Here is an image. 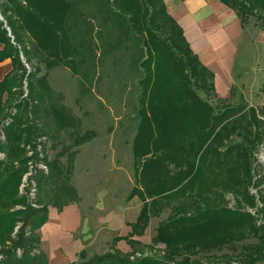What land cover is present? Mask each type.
I'll list each match as a JSON object with an SVG mask.
<instances>
[{
	"label": "rangeland",
	"instance_id": "374dc122",
	"mask_svg": "<svg viewBox=\"0 0 264 264\" xmlns=\"http://www.w3.org/2000/svg\"><path fill=\"white\" fill-rule=\"evenodd\" d=\"M137 1L118 0L117 5L113 6L112 0H61L63 4L71 6V11H66L64 17L68 39H33L29 33L23 37L31 61L30 64L25 63L19 52L25 73L22 74L19 95L14 101L18 103L27 100V76L34 69H39L33 82L35 92L42 98L43 109L39 121L42 136L34 138L32 146L25 147L29 160L18 188L19 194H26L28 181L25 179L35 162L31 159L37 154L40 143H44L43 158L47 161V171L52 173L48 187L51 189L55 186V192L64 188L73 190L76 202L83 201L86 215L92 217L95 223L108 212L118 214L129 228L135 224L143 206L138 197V192L143 193V184L147 185L153 179L157 184L167 182L181 167L185 168L189 161L185 147H182L183 150L174 155L179 167L173 170L170 165L168 175L162 173L158 178L157 172L148 177L152 170L144 171L143 163L154 157L149 154L137 160L134 153L135 150L143 154L146 152L139 140L142 137L138 116L141 107H144L152 135L159 137L160 133L162 142L168 146L174 134L185 130L184 124L180 126L185 117L183 110H180V115L173 122L179 124L177 129L170 130L168 126L160 129L158 123L169 115L172 109L170 103H174L183 88L194 92L197 98L206 102L214 115L225 113L227 117L239 118V135L234 133L231 140L223 141L225 147L230 145L229 141L248 145L254 139L257 127L249 121L250 111H254L257 120L264 124V116L260 113L264 106V43L256 40L254 48L249 46L248 61L243 68L245 71L239 68V81L231 95L220 101L209 94L207 87L206 93L199 90V87L193 88L194 66H191L192 74L189 69L183 72L171 69L167 60L169 55L164 50L172 47V53L181 54L175 49V44L179 42L177 39L167 42L169 36L174 34L167 19V0H163L164 16L158 19V24L151 25L147 21L151 9L143 12L145 6L139 8L140 3ZM56 10L57 13L64 12L60 7ZM255 23V20L249 19L245 32L248 40L253 42L256 37L263 39ZM157 25L165 30L160 33L156 29ZM147 26L158 40H153L149 35ZM156 41H163L165 46H158ZM11 44L15 46L13 42ZM0 64H7L1 66V74L8 69L7 74L11 71L9 59ZM145 77L146 83L141 84ZM142 91L145 92V98L140 103ZM230 108L236 113L230 114ZM15 112L10 108L9 113ZM261 133L264 135V131ZM86 134H90L89 140L79 144L78 139ZM0 142H4L2 132ZM178 144L175 140L171 147ZM219 147L224 151L222 144ZM252 147L255 163L261 166L264 173L262 144L256 143ZM3 160L4 154L0 153V161ZM205 166L202 170L203 183L208 182ZM233 178L226 179L232 184L236 176ZM238 180L241 181V188L245 186L243 175L238 174ZM245 187L248 188V185ZM262 190L264 185L256 188L251 184L248 193L254 198L255 207H244L241 210L261 218L258 212L264 208V192L259 193ZM225 200L228 208L234 210V197L227 194ZM145 201L150 202L147 199ZM188 202L185 198L173 200L161 207L156 205L147 214L146 227L138 241V255L131 257V261L135 258L163 260V246L152 243L157 229L174 217L171 210L187 206ZM257 224L264 226V221L258 219ZM105 226L98 225L97 228L105 233ZM97 254L102 255L104 251H92L88 256ZM220 255L215 251H200L187 254L183 259L188 264H222L217 258Z\"/></svg>",
	"mask_w": 264,
	"mask_h": 264
},
{
	"label": "trees",
	"instance_id": "16d2710c",
	"mask_svg": "<svg viewBox=\"0 0 264 264\" xmlns=\"http://www.w3.org/2000/svg\"><path fill=\"white\" fill-rule=\"evenodd\" d=\"M112 1V5L116 6L118 0ZM138 1L139 8L145 6L143 12L151 9L148 23L158 24V19L164 16L163 0ZM220 1L236 14L242 28L247 27L249 19H253L256 22L255 26L264 30V0ZM59 7L63 8L65 13H57L56 9ZM66 11L70 12L71 6L63 4L61 0H0L2 18L0 63L6 59L11 62V71L0 81V132L4 135V142H0V153L4 154V160L0 161V246L2 248L0 264H49L45 254L40 251L37 231L47 222L48 207H55L60 212L64 206L76 202L73 190L64 188L55 192L53 190L55 186L51 189L48 187L52 180L50 170L47 173H36L32 177L36 189L35 198H28L27 193L20 195L18 191L29 160L26 157L25 147L32 146L34 138L42 136L39 121L43 109L42 98L35 92L33 82V78L39 74V69H34L27 76L29 83L27 100L14 102L19 95L22 74L25 73L19 52L22 53L25 63L30 64L31 61L23 37L29 33L33 39H68L64 29ZM167 19L170 29L172 28L174 32L167 42L177 39L179 42L175 44V49L181 54L175 55L171 52L172 47L170 50L166 47L164 53L169 55L167 60L171 69L180 72L189 69L192 74L191 66H194L196 70L195 74H192L193 88L199 87V90L206 93L207 87L212 97L224 101L217 98L212 74L199 63L185 41L181 29L168 15ZM156 29L160 33L165 30L158 25ZM146 31L153 40L157 39L148 26ZM11 42L15 46H12ZM156 42L158 46H165L163 41ZM145 80L146 77L141 84ZM144 98L145 92L142 91L139 102L142 103ZM169 106L172 109L166 119H160L159 128L168 126L170 130L177 129L179 124L173 122L176 121L175 117L180 115V110H183L185 117L180 126L184 124V132L174 134L169 146L164 144L160 133L159 137L152 135L144 107H141L138 116L139 132L142 137L139 140L146 152L143 154L135 150V157L140 160L143 156L152 154L154 158L143 163V170H152L148 177L158 172L160 178L162 173L169 174L167 170L170 165L173 166V170L174 167H179L180 164L176 163L174 155L185 147V155L189 159L185 168L181 167L175 175L169 177L167 182L157 184L153 179L148 181L147 185L142 183L143 193L138 192V197L143 206L135 224L130 226L129 235L124 238L131 248L130 253L122 254L112 249L111 252L75 264H188L183 259L185 255L200 251H215L221 254L217 258L222 264L264 263V226L257 224L258 219L264 221V208L258 212L261 218L241 210L244 207L249 209L255 207L254 198L248 193L249 186L252 184L253 187L258 188L264 185V173L261 166L255 163V151L252 147L256 143H261L264 150V138H262L264 135L261 133L264 131V124L257 120L254 111H250L249 121L257 127L254 139L248 145L229 141L230 145L225 147L223 141L225 143L231 140L234 133L239 135L237 133L239 118L230 115L227 117L225 113L214 115L206 102L197 98L194 92L184 88ZM10 108L16 112L9 113ZM229 113L236 112L230 108ZM260 113L264 116V106L260 109ZM89 135L80 137L78 143L87 142ZM175 140L179 144L171 147ZM221 144L225 147L224 151L220 150ZM39 146V153L31 160L42 161L47 165L45 157L38 158V155L44 156V143H40ZM207 158L209 160H205ZM204 162L206 163L203 164ZM203 166L207 172V183H203L202 180ZM238 174L243 175L245 179L243 185H248V188L245 186L241 188ZM234 176H236L235 181L231 184L227 179ZM225 180L228 182L225 183ZM262 192L264 191L259 193ZM227 194L234 197L236 210L228 208L225 200ZM182 198L189 201L187 206L171 210L175 214L174 217L159 226L152 241L155 246H163V260L135 258L131 261V257L138 255L139 244L133 238L143 236L148 220L147 214L156 205L162 206ZM146 199L150 202L146 203ZM119 240L114 239L112 246L114 247ZM85 256L86 253L83 252L80 258L83 259Z\"/></svg>",
	"mask_w": 264,
	"mask_h": 264
},
{
	"label": "crops",
	"instance_id": "0c3cea01",
	"mask_svg": "<svg viewBox=\"0 0 264 264\" xmlns=\"http://www.w3.org/2000/svg\"><path fill=\"white\" fill-rule=\"evenodd\" d=\"M167 13L181 29L199 63L212 74L217 98L227 99L239 81L237 71L246 66L249 46L254 48L256 40L264 43V30L259 29L258 33L263 39L248 40L245 36L247 27L242 28L236 14L220 0H167ZM5 65L0 64V69ZM8 70L0 73V81ZM82 202L68 204L60 212L55 207H48L47 222L37 234L40 251L49 264H75L100 256L89 257L88 253L92 251H104V254L112 249L122 254L131 252L124 241L130 228L123 219L107 212L95 223L86 215ZM98 225H106L107 232L98 229ZM114 239L120 240L113 247ZM133 239L140 241V238ZM83 252L86 256L81 259Z\"/></svg>",
	"mask_w": 264,
	"mask_h": 264
},
{
	"label": "built area",
	"instance_id": "2783aa9c",
	"mask_svg": "<svg viewBox=\"0 0 264 264\" xmlns=\"http://www.w3.org/2000/svg\"><path fill=\"white\" fill-rule=\"evenodd\" d=\"M40 151V146L38 147V151L37 153H39ZM39 159L43 158L41 155H38ZM47 167L44 163H42V161L39 162H34L33 165H31L30 167V171L27 175V178L25 179V181H28V188L26 189V193L28 198L33 199L35 198V193H36V189H35V183L32 180V177L36 174V173H47ZM20 192H22V188L20 189Z\"/></svg>",
	"mask_w": 264,
	"mask_h": 264
},
{
	"label": "water",
	"instance_id": "95a60500",
	"mask_svg": "<svg viewBox=\"0 0 264 264\" xmlns=\"http://www.w3.org/2000/svg\"><path fill=\"white\" fill-rule=\"evenodd\" d=\"M0 21H2V18L0 17Z\"/></svg>",
	"mask_w": 264,
	"mask_h": 264
}]
</instances>
